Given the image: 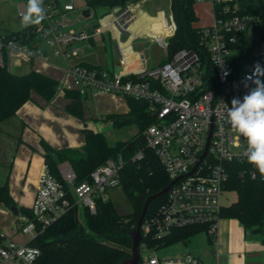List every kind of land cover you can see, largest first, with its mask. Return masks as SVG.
Instances as JSON below:
<instances>
[{
    "label": "built area",
    "instance_id": "obj_1",
    "mask_svg": "<svg viewBox=\"0 0 264 264\" xmlns=\"http://www.w3.org/2000/svg\"><path fill=\"white\" fill-rule=\"evenodd\" d=\"M148 1L107 8L109 12L95 24L90 22L95 9L89 8L86 0H42L43 20L26 27L27 36L33 40L30 45L7 41L0 33V63L11 70L16 59L47 62L48 55L32 46L44 42L66 63L69 79L59 82L64 93L76 91L83 98L114 95L147 102V112L155 122L145 131L146 143L174 184L164 205L143 223L142 237L159 238L176 228L191 226H205L214 237L222 209L233 204H224V196L229 191L236 193L230 189L232 164L242 165L243 177L264 179L247 162V139L227 122L224 105L230 108L233 98L242 101L255 88V79L264 82V75H254L257 64L264 68V15L242 13L241 0H195L211 5L212 24L196 26L206 54L184 49L170 62L151 67L148 49H139L136 44L148 40L167 48L176 23L171 10L167 16L162 10L150 15L145 9ZM27 4L28 0H19L20 17ZM99 36H108L113 42L117 63L107 68L69 63L79 57V44L87 43L90 48ZM142 159L140 151L132 161ZM123 165L122 157L109 159L91 173L90 181L78 185H73L75 174L68 165L60 172L63 180L73 185L77 204L94 213L96 200H105L109 190L120 186ZM70 207L64 185L45 166L30 208L32 217L19 214L18 230L32 241ZM39 256V248L29 244L9 240L0 246V264H35ZM141 264L202 263L186 254L162 262L152 255L143 258Z\"/></svg>",
    "mask_w": 264,
    "mask_h": 264
},
{
    "label": "trees",
    "instance_id": "obj_2",
    "mask_svg": "<svg viewBox=\"0 0 264 264\" xmlns=\"http://www.w3.org/2000/svg\"><path fill=\"white\" fill-rule=\"evenodd\" d=\"M136 0H86L91 9L122 6ZM170 10L176 23V32L168 40L166 59L161 65L170 62L180 50H194L205 55L200 43L199 30L195 26L198 17L194 11L195 0H169ZM242 13H260L264 15V0H241ZM26 30L5 34V39L15 40L18 44L30 45L32 37ZM91 67H101L86 64ZM60 83L44 73L31 70L26 74L12 73L6 64L0 63V125L13 117L28 102L38 97L46 103L52 102L59 93ZM65 97L71 100L67 111L83 120V97L76 91H65ZM129 112L122 115H110L104 120L112 128L121 130L131 126L137 128L136 134L128 140L111 143L105 134L84 129L85 144L80 149H55L41 141L45 164L49 171L64 185L71 202L69 211L57 222L39 233L29 242L40 250L35 264H118L132 255L131 233L137 229L144 203L148 197L166 188L171 180L155 152L147 146L145 131L155 122L147 112L148 103L127 98ZM143 152V159L132 161ZM122 157L124 165L120 171V186L133 208L129 215H119L115 205L109 200H96V210L76 202L69 183L62 178L59 166L69 163L75 179L73 185L90 181L93 171L104 165L107 160ZM242 165L233 163L230 173V189L237 193V201L221 211V218L236 219L245 230H259L264 243V179L253 180L241 176ZM167 195L156 198L148 207L144 222L155 216L166 202ZM0 204L16 207L8 184L0 186ZM21 214L32 217L30 210L19 209ZM143 222V223H144ZM40 229V228H39ZM207 232L205 226L176 228L162 237L144 236L139 247L141 254L146 249L157 250L178 242H186L200 232ZM4 238L0 235V246ZM143 257L141 259V263ZM140 263V264H141Z\"/></svg>",
    "mask_w": 264,
    "mask_h": 264
},
{
    "label": "crops",
    "instance_id": "obj_3",
    "mask_svg": "<svg viewBox=\"0 0 264 264\" xmlns=\"http://www.w3.org/2000/svg\"><path fill=\"white\" fill-rule=\"evenodd\" d=\"M1 1L13 3L14 0ZM18 31L20 30L0 33ZM32 46L44 52L41 51L39 42L33 43ZM47 57V62L16 59L10 71L20 74L17 71L27 65L29 69L21 74L35 70L59 82L68 81L66 65L51 61L50 57ZM76 62L87 63L83 60ZM70 103L71 100L65 97L62 90L50 103L34 97L33 101L26 103L15 116L0 125V186L8 184L10 195L18 210H30L39 176L46 166L41 141L47 142L55 149H80L85 144L84 129L105 134L112 128L111 123L104 120L107 116L129 112L127 100L120 96H87L83 98L81 120L66 110ZM17 222V216L11 209L0 204V235L4 238V244L9 240L20 245L29 244V237L18 230ZM253 231L245 230L236 219L222 218L214 237L203 231L186 242H178L157 250L146 249L149 252L142 257L156 255L162 262L191 254L199 258L202 264H264L263 239L259 234H253Z\"/></svg>",
    "mask_w": 264,
    "mask_h": 264
},
{
    "label": "rangeland",
    "instance_id": "obj_4",
    "mask_svg": "<svg viewBox=\"0 0 264 264\" xmlns=\"http://www.w3.org/2000/svg\"><path fill=\"white\" fill-rule=\"evenodd\" d=\"M11 3L10 1H1L0 2V31L2 33L7 32V30H21L23 28H26L27 26H24L22 24V17L19 15L18 10V2L19 0H14ZM170 1L169 0H149L145 4V9L150 15H156L159 10L164 11V13L169 15L170 12ZM194 11L196 16L198 17L197 22L195 23V26L197 27H205L209 26L213 22V17L211 13V5L210 3L206 2L205 4L195 3L194 5ZM95 18L90 20L91 23H97V21L106 13L109 12L107 8H99L95 11ZM92 47H88L87 43L79 44V47L81 48L80 55L77 59L69 61L70 64L76 62V61H85L90 64L94 65H100L105 68L111 67L113 64L117 63V54L115 50V46L112 41L108 38V36H99L94 39ZM38 44V42H37ZM41 51H44L48 54L51 61L60 63L62 65H66V63L63 62L62 59L56 58L53 55L52 49L44 42L39 43ZM136 47L139 49H142L146 47L149 51L151 60H150V66L154 67L160 64L163 60L166 59L167 56V50L165 47L160 46L158 43H153L148 40H143L141 42H138L136 44ZM29 69V67L26 65L22 67V69L18 70L17 73L25 72ZM61 90V87H59V91ZM137 132V128L135 126H131L128 128H124L121 130H115L110 129V131L106 132L108 140L111 143H115L119 140H128L131 137H133ZM145 135V134H144ZM146 138V136H145ZM64 164V163H63ZM67 166V163L65 162L64 165L61 166V168ZM60 170V168H59ZM71 190L73 189V185H70ZM230 193L226 194L224 196V204L229 205L231 203H234L237 201V193H234L232 191H229ZM111 201L118 212L119 215L126 216L133 212V208L130 205V203L127 201L123 190L121 187L114 188L108 191V197L105 199V201ZM81 206L79 204V208L81 209ZM149 250H145L143 252V255H146Z\"/></svg>",
    "mask_w": 264,
    "mask_h": 264
},
{
    "label": "clouds",
    "instance_id": "obj_5",
    "mask_svg": "<svg viewBox=\"0 0 264 264\" xmlns=\"http://www.w3.org/2000/svg\"><path fill=\"white\" fill-rule=\"evenodd\" d=\"M42 0H28L22 14V24H39L43 16ZM254 75H264V68L255 66ZM255 88L243 97L233 98L231 107L226 104V120L230 126L247 139V162L264 175V82L259 78L253 81Z\"/></svg>",
    "mask_w": 264,
    "mask_h": 264
},
{
    "label": "water",
    "instance_id": "obj_6",
    "mask_svg": "<svg viewBox=\"0 0 264 264\" xmlns=\"http://www.w3.org/2000/svg\"><path fill=\"white\" fill-rule=\"evenodd\" d=\"M84 15L88 16L89 15V11L85 10L84 11ZM161 44H163L162 41H161ZM116 70L119 71V68H117ZM205 156H206V153L204 154L203 158ZM67 165L72 170L70 164L67 163ZM173 184H174V182L170 183L166 188H164L159 193L151 195L150 197L147 198V200L144 203V208H143L142 214H141V216H140V218L138 219V222H137V229L130 234L131 238L133 240L132 255H131V257L129 259L123 260V261H121L118 264H140L141 263L142 254H141V252L139 250V247H140L141 242H142V225H143L145 216L147 214L148 207H149V205L151 204V202L153 200H155L156 198L161 197L163 195H166L169 192V190H170V188H171V186ZM10 209L14 213V215H16V216L19 215V210H18L17 207H11ZM253 234H259V230H254Z\"/></svg>",
    "mask_w": 264,
    "mask_h": 264
}]
</instances>
